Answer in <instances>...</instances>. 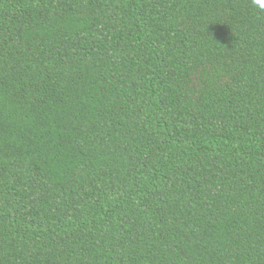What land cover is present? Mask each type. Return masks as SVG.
<instances>
[{"label": "trees", "instance_id": "16d2710c", "mask_svg": "<svg viewBox=\"0 0 264 264\" xmlns=\"http://www.w3.org/2000/svg\"><path fill=\"white\" fill-rule=\"evenodd\" d=\"M0 264H264V0H0Z\"/></svg>", "mask_w": 264, "mask_h": 264}]
</instances>
